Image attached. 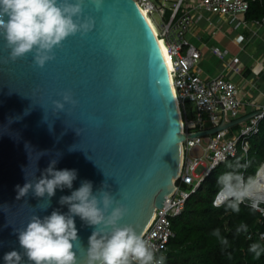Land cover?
<instances>
[{
	"label": "water",
	"instance_id": "95a60500",
	"mask_svg": "<svg viewBox=\"0 0 264 264\" xmlns=\"http://www.w3.org/2000/svg\"><path fill=\"white\" fill-rule=\"evenodd\" d=\"M84 15L95 19L94 29L67 38L43 68L32 53L9 60L0 37V264L6 252H22L16 230L32 215L67 213L59 199L82 180L92 182L94 193L106 180L130 209L120 223L140 233L175 190L187 136L157 36L136 0H104L100 10L85 0ZM68 90L78 103L56 111L52 101ZM40 152L47 154L39 158ZM52 159L55 170H77L72 189L58 188L46 211L35 207L43 198L31 191L17 200L25 174L39 178ZM75 223L86 250L93 228L79 217ZM80 245L78 264H87Z\"/></svg>",
	"mask_w": 264,
	"mask_h": 264
},
{
	"label": "clouds",
	"instance_id": "9594fccd",
	"mask_svg": "<svg viewBox=\"0 0 264 264\" xmlns=\"http://www.w3.org/2000/svg\"><path fill=\"white\" fill-rule=\"evenodd\" d=\"M84 3L85 0H0V37L10 50L8 59L15 62L32 53L34 64L40 68L54 60L55 50L61 48L67 38L77 34L83 37L94 29L95 19L84 15ZM91 3L100 10L104 0H91ZM61 96V100L52 101L58 112L64 111L65 105L78 103L70 90ZM69 151H73L72 147ZM46 154L40 152L39 158ZM57 163L58 159H52L41 176L34 180H28L25 174L26 183L16 186V199L31 191L35 197L43 198L35 207L46 211L58 188L72 189L77 170H55ZM217 183L219 190L213 200L214 207L225 206L239 213L240 206L247 202L252 210L264 212L261 207L264 205V163L247 177L241 172H225L218 177ZM59 204L68 206L67 213L55 209L43 218L34 214L26 227L16 230L22 252H6L5 264H25V257L27 264H78L74 249L80 245V239L75 217L93 228L87 249L82 245L79 248L85 252L87 264H165L166 257L156 255L154 245L143 233L132 224L120 223L130 209L115 198L106 180L95 193L92 182L82 180L78 189L60 197ZM236 231L247 232L248 227L241 223ZM211 235L220 244H228L219 228ZM248 250L254 259L264 255V247L259 243L251 244Z\"/></svg>",
	"mask_w": 264,
	"mask_h": 264
},
{
	"label": "built area",
	"instance_id": "2783aa9c",
	"mask_svg": "<svg viewBox=\"0 0 264 264\" xmlns=\"http://www.w3.org/2000/svg\"><path fill=\"white\" fill-rule=\"evenodd\" d=\"M136 1L149 16L158 13L162 19L158 37L169 50L173 67L170 74L182 115L181 133L187 136L181 143L182 163L174 180L175 190L167 197L163 208L156 210L143 232L154 245L156 255L166 257L168 245L175 236L173 219L183 213L187 200L221 163L236 157L241 151L248 164L251 140L259 134L264 119V101L249 103L252 110L247 113L239 86L231 78L244 72L239 56L228 60L221 73L204 75L199 66L202 51L185 35L202 18L216 31L221 29L218 25L224 21L234 30L247 29L256 35L264 27V17L259 20L246 18L251 0H198L195 4L176 0L171 6L163 0ZM216 16L219 17L217 24L213 20ZM245 40L242 33L235 37L239 45H243ZM213 52L221 58L227 53L218 48H214ZM237 120L240 122L226 127ZM211 129L218 130L199 135ZM194 152L201 155H194ZM260 235L264 239V233Z\"/></svg>",
	"mask_w": 264,
	"mask_h": 264
},
{
	"label": "trees",
	"instance_id": "16d2710c",
	"mask_svg": "<svg viewBox=\"0 0 264 264\" xmlns=\"http://www.w3.org/2000/svg\"><path fill=\"white\" fill-rule=\"evenodd\" d=\"M167 15L170 16V12ZM263 17L264 0H251L246 18L259 20ZM248 161L247 164L240 151L236 157L221 163L191 195L183 213L173 219L175 236L168 245L165 264H264V255L254 259L248 250L253 243L264 247L260 235L264 233V213L252 210L247 202L240 206L239 213L225 206H213L219 190L215 172L219 176L229 171L241 172L247 177L264 163V119L259 134L251 140ZM241 223L247 225V232L237 233ZM217 228L228 240L227 245L220 244L211 235Z\"/></svg>",
	"mask_w": 264,
	"mask_h": 264
},
{
	"label": "crops",
	"instance_id": "0c3cea01",
	"mask_svg": "<svg viewBox=\"0 0 264 264\" xmlns=\"http://www.w3.org/2000/svg\"><path fill=\"white\" fill-rule=\"evenodd\" d=\"M217 19H219V17H214ZM206 20L205 18L200 19L195 27L194 30H192L189 34H190V41L192 42L194 39L195 41H197V43L192 42L194 44H196L202 51V59H209L211 55L217 56L219 59L224 60L225 56L227 54H229V51L227 49L225 50H221L218 46H214V47H208L206 41L203 40V27H201L200 23L202 20ZM221 23H223V27L224 24L231 26L230 24L221 21ZM233 28V27H232ZM221 32L224 31V29L220 30ZM218 31H213V35H216ZM235 31H239V30H235ZM244 34L246 37L245 42L243 43V47L242 51L243 54L242 56L240 55H236L239 56V58L241 59V62L244 66V72L241 75H233L231 76V78L237 83V85L239 86L240 92H241V98L244 101L246 107H245V111L247 113L251 112L252 108L249 105V103H255V104H259L262 103L264 101V27L261 28V30L258 32V34H253L252 32H250L247 29H242L239 33H237L234 37H233V41L235 42V37L238 34ZM199 41V43H198ZM237 44V43H236ZM224 45V44H223ZM228 45L225 44V46ZM239 45V44H237ZM241 46V45H240ZM250 48V50L246 53V48ZM208 48V51H206V49ZM214 48H218L221 51H226L227 53L225 54L224 58L219 57L218 55H216L213 52ZM244 51H245V55H244ZM235 57V56H233ZM232 57V58H233ZM231 58H229L230 60ZM224 63V62H223ZM226 66V64H225ZM225 66L221 69L218 67V69L214 70V68L209 67V69H206L205 67L201 68L203 70L204 75H208V76H212V75H216L221 73L224 69ZM212 71V72H210Z\"/></svg>",
	"mask_w": 264,
	"mask_h": 264
},
{
	"label": "rangeland",
	"instance_id": "374dc122",
	"mask_svg": "<svg viewBox=\"0 0 264 264\" xmlns=\"http://www.w3.org/2000/svg\"><path fill=\"white\" fill-rule=\"evenodd\" d=\"M163 1L165 2V4L167 6H171L172 3H174L176 0H167V1L163 0ZM188 1L189 2L192 1L193 4H195L198 0H187V2ZM150 17H151L153 23L155 24V26L157 27L158 31L161 32V30H162V28H161L162 19H161L160 15L158 13H153L150 15ZM166 19H167V17L165 18V20ZM213 20L215 21V23L217 22L216 18H214ZM222 24L223 23H219L218 27L221 26L220 30L224 29V31L221 32L219 30L220 32H218L216 35H213L212 32L215 31V28L211 27L206 20L203 19L201 21L200 25H201V27H203L202 32L204 35L203 40L206 41L208 47L210 48V47L218 46L221 50L227 49L229 51V54H227L225 56L224 60H221L217 56H214V55H211L209 59H206V60L202 59L200 61V64H199L200 67L202 65V67H205L206 69H209V67L214 68V70L218 69V67L222 69L225 66V64L227 63V61L229 60V58H232L233 56H236V55L242 56L243 52H241L242 51L241 47H243L244 45H241V46L237 45L233 41V37L237 33H239L242 29H240L237 32L231 26L224 24V27H223ZM194 27L192 29H190V31L188 33H186V35H185V38H187L188 40H190L189 38H191L189 33L192 30H194ZM175 36L176 35H174V37ZM192 42L197 43V41H195V39ZM198 43H199V41H198ZM227 43H228V45L225 46V44H227ZM249 50H250L249 47L246 48V53ZM207 51H208V48L206 49L205 52H207ZM244 55H245V51H244ZM210 72H212V71H210ZM188 107H191V104H188ZM193 154L197 155V156L201 155L200 152H194ZM215 177L216 178L219 177L218 172H215Z\"/></svg>",
	"mask_w": 264,
	"mask_h": 264
},
{
	"label": "bare ground",
	"instance_id": "6f19581e",
	"mask_svg": "<svg viewBox=\"0 0 264 264\" xmlns=\"http://www.w3.org/2000/svg\"><path fill=\"white\" fill-rule=\"evenodd\" d=\"M141 10H142V13L145 15L146 19L148 20V22L150 23V25H151V27H152V29H153L155 35H156L157 38H158V42H159V45H160L161 51H162V53H163L164 59H165V61H166V64H167V66H168L169 74H170V72H171V70L173 69V67H172V62H171V60H170V55H169L168 47H167V45L165 44V42L162 41V40H160V38L158 37V29H157V27L155 26V24L153 23L152 19L150 18V16H149L147 10L142 9V8H141ZM170 78H171V74H170ZM171 82H172V78H171ZM172 85H173V82H172ZM173 87H174V86H173ZM174 91H175V89H174ZM175 94H176V93H175Z\"/></svg>",
	"mask_w": 264,
	"mask_h": 264
}]
</instances>
